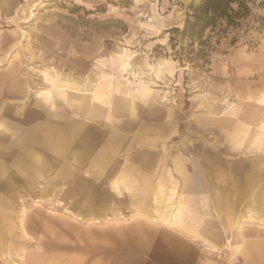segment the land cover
Returning a JSON list of instances; mask_svg holds the SVG:
<instances>
[{
    "label": "rangeland",
    "instance_id": "374dc122",
    "mask_svg": "<svg viewBox=\"0 0 264 264\" xmlns=\"http://www.w3.org/2000/svg\"><path fill=\"white\" fill-rule=\"evenodd\" d=\"M192 1L0 0V264H264V0Z\"/></svg>",
    "mask_w": 264,
    "mask_h": 264
},
{
    "label": "trees",
    "instance_id": "16d2710c",
    "mask_svg": "<svg viewBox=\"0 0 264 264\" xmlns=\"http://www.w3.org/2000/svg\"><path fill=\"white\" fill-rule=\"evenodd\" d=\"M255 0H193L188 11L181 38L189 46L199 45L198 52L209 53L213 38H220L226 30L237 26L251 13ZM104 23V22H98Z\"/></svg>",
    "mask_w": 264,
    "mask_h": 264
},
{
    "label": "bare ground",
    "instance_id": "6f19581e",
    "mask_svg": "<svg viewBox=\"0 0 264 264\" xmlns=\"http://www.w3.org/2000/svg\"><path fill=\"white\" fill-rule=\"evenodd\" d=\"M89 85V84H88ZM88 85H87V88H88ZM91 115H97V109L96 107H93L92 110H91ZM175 197L171 196L168 198V200H173ZM170 209H172L170 212V216L174 213V210H176V212H178V206L176 205V203L173 201L171 202V204L169 205ZM166 218H167V221H170V218L166 215Z\"/></svg>",
    "mask_w": 264,
    "mask_h": 264
}]
</instances>
